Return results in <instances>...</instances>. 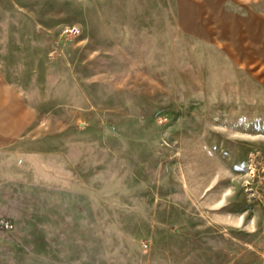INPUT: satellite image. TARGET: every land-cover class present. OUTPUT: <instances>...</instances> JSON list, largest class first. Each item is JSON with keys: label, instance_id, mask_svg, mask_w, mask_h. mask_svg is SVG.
Instances as JSON below:
<instances>
[{"label": "rangeland", "instance_id": "rangeland-1", "mask_svg": "<svg viewBox=\"0 0 264 264\" xmlns=\"http://www.w3.org/2000/svg\"><path fill=\"white\" fill-rule=\"evenodd\" d=\"M1 219L0 264H264V0H0Z\"/></svg>", "mask_w": 264, "mask_h": 264}, {"label": "built area", "instance_id": "built-area-1", "mask_svg": "<svg viewBox=\"0 0 264 264\" xmlns=\"http://www.w3.org/2000/svg\"><path fill=\"white\" fill-rule=\"evenodd\" d=\"M71 33H78L79 30L77 28H72L71 30H68ZM14 224L11 220L9 219H1L0 220V230L4 232H9L13 230Z\"/></svg>", "mask_w": 264, "mask_h": 264}]
</instances>
